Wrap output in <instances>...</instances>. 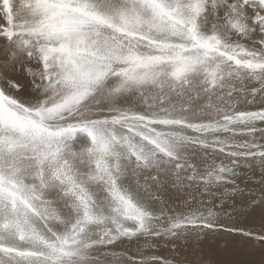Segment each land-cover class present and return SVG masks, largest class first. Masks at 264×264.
<instances>
[{
    "label": "snow or ice",
    "instance_id": "1",
    "mask_svg": "<svg viewBox=\"0 0 264 264\" xmlns=\"http://www.w3.org/2000/svg\"><path fill=\"white\" fill-rule=\"evenodd\" d=\"M0 264H264V0H0Z\"/></svg>",
    "mask_w": 264,
    "mask_h": 264
},
{
    "label": "bare ground",
    "instance_id": "2",
    "mask_svg": "<svg viewBox=\"0 0 264 264\" xmlns=\"http://www.w3.org/2000/svg\"><path fill=\"white\" fill-rule=\"evenodd\" d=\"M257 222H258V217L256 218ZM120 248H116L114 249L115 251L119 250ZM149 252H155V254L159 255V256H162V257H168L169 259L171 258L170 255H169V252H168V249L165 248V247H160L158 249H155V250H148ZM130 255H133L132 252L129 253Z\"/></svg>",
    "mask_w": 264,
    "mask_h": 264
},
{
    "label": "rangeland",
    "instance_id": "3",
    "mask_svg": "<svg viewBox=\"0 0 264 264\" xmlns=\"http://www.w3.org/2000/svg\"><path fill=\"white\" fill-rule=\"evenodd\" d=\"M115 251V250H114ZM123 251H125V249L124 248H120L119 250H117L116 252H123ZM135 253H133V255H134Z\"/></svg>",
    "mask_w": 264,
    "mask_h": 264
}]
</instances>
